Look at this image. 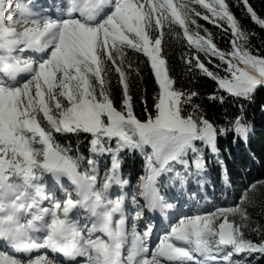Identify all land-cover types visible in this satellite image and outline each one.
<instances>
[{
    "label": "snow or ice",
    "instance_id": "obj_1",
    "mask_svg": "<svg viewBox=\"0 0 264 264\" xmlns=\"http://www.w3.org/2000/svg\"><path fill=\"white\" fill-rule=\"evenodd\" d=\"M237 4L264 29L249 0ZM196 18L230 32L231 49H218L207 29L206 36L191 32L189 24L201 28ZM165 24L169 31L179 26L177 38L209 64L219 61L215 67L224 75L199 55L185 61L189 72L211 78L219 92L249 99L264 88V53L250 50L254 34L242 27L228 0H67L55 18L33 0H0V264H54L46 253L32 255L42 249L62 254L68 264L78 258L80 264H249L255 254L264 256V227L252 229L259 240L246 236L249 209L256 206L248 192L238 204L180 216L150 247L157 224L148 214L165 215L175 207L162 194L161 177L181 188L189 179L202 182L204 149L217 153L218 135L229 131L193 103L197 92L174 87L163 55ZM126 49L147 58L159 86L153 110L145 104L141 118L129 91V74L139 76V69L126 60ZM111 72L121 87L119 108ZM208 98L225 102L223 94ZM229 123L247 137L242 116ZM58 136L85 137L91 157L73 154ZM137 151L144 157L138 187L113 199V186L129 185L120 156ZM105 154L111 166L101 178L96 157ZM59 190L63 198H57ZM81 211L82 219L72 218ZM241 255L244 261L236 259Z\"/></svg>",
    "mask_w": 264,
    "mask_h": 264
},
{
    "label": "trees",
    "instance_id": "obj_2",
    "mask_svg": "<svg viewBox=\"0 0 264 264\" xmlns=\"http://www.w3.org/2000/svg\"><path fill=\"white\" fill-rule=\"evenodd\" d=\"M254 10L261 18H264V0H249ZM231 10L242 27L250 33V50L253 54L264 53V29L255 24L246 12L238 6L237 0H228ZM203 13L202 9H197ZM196 25L189 24L191 32H199L200 36H206L203 29L212 33L214 43L222 51L231 49L230 32H224L209 21L196 18ZM163 55L166 59V67L169 75L175 81L174 87L184 91H194L199 95L193 98V103L200 105L207 119L217 127L223 126L229 131L217 137V153L205 148L203 152L205 168L202 173L203 180L197 183L195 179H189L181 188L168 184L167 177H161L164 185L163 193L166 198L174 200L175 195L189 198L192 203L190 207L194 210L205 211L214 210L216 207H228L240 203L245 192L254 195L255 207L249 209L252 217V224L246 232L248 239L259 240L252 229L257 225L264 227V88H258L249 99L234 98L226 93L217 90V84L211 78L193 69L189 72L185 61L191 56L199 55L212 71L224 75L221 69L215 67L219 63L214 60L208 63V58L203 53H198L195 47H189L186 39H178L176 32L182 33L179 26L174 25L169 31L167 24L163 29ZM237 43L241 41L237 40ZM183 58V59H182ZM146 57L136 53L131 49H126V60L131 62V67L139 69V76L135 72L129 74V91L132 96L133 109L138 118L145 117V104L149 111L153 110L154 98L159 91V86L155 80L150 64L146 62ZM111 80L112 95L116 106L119 108L121 99V87L118 84L117 74H108ZM215 93L223 94L225 102L211 100L208 97ZM241 106L243 109L241 110ZM191 111V108H188ZM236 116H242L243 122L249 127L246 138L239 137L229 121ZM58 142L73 149V154L83 157H91L89 144L85 137L79 139L75 136L60 137ZM203 147V146H201ZM99 165L101 178L111 166V156L105 154L96 157ZM120 173L124 179L129 180L126 190L136 191L139 179L144 175V157L140 152H123L120 156ZM182 171V169H177ZM255 186V188H253ZM113 196V195H112ZM183 202L176 205L181 207ZM236 259L244 261V255L237 256ZM249 264H264V256L255 254L248 258Z\"/></svg>",
    "mask_w": 264,
    "mask_h": 264
},
{
    "label": "rangeland",
    "instance_id": "obj_3",
    "mask_svg": "<svg viewBox=\"0 0 264 264\" xmlns=\"http://www.w3.org/2000/svg\"><path fill=\"white\" fill-rule=\"evenodd\" d=\"M177 2H178V0H177ZM21 75H24V74H21ZM119 188H120L119 186H113V189L110 190V191H111V192L113 191V192L115 193ZM123 191L126 192V191L124 190V188H123ZM113 196H114V198H115L116 196H118V193H115ZM128 202L131 203L130 199H129ZM141 203H143L142 198H141ZM130 210H131V211H129V216H131V218H133V217L135 216V208H134V206H132V207L130 208ZM185 210H188V209H185ZM170 214H173L172 209L169 210L168 213H166L165 215H161L158 211L155 212V213H149L148 215H149V218H150V219H153V221H154L156 224H158V215H160L161 218H164V217H166V215H170ZM195 214H197V213H195ZM174 215H175V214H174ZM182 215H185V213L182 212V211L179 212V215H178V216L175 215V216H176V218L174 217V218H175V222H176L177 219H178L180 216H182ZM189 215H194V214H189ZM166 218H167V217H166ZM130 225H131V226H130V230H131V228L133 227V225H132V223H131ZM135 226L137 227L138 230L143 231V227H144L143 223L136 222V225H135ZM161 233H164V232L161 230ZM159 234H160V233H159ZM152 235H153V233H152ZM152 235H151V236H152ZM164 235H165V234H162V237H163ZM150 238H151V237H150ZM154 240H156V239H154ZM156 244H157V243H156ZM156 244L151 245V247L154 249V247H155ZM44 254H45V253H42L41 255H44ZM47 256H48V255H47ZM48 258H49V256H48ZM49 259L52 260V258H49Z\"/></svg>",
    "mask_w": 264,
    "mask_h": 264
},
{
    "label": "bare ground",
    "instance_id": "obj_4",
    "mask_svg": "<svg viewBox=\"0 0 264 264\" xmlns=\"http://www.w3.org/2000/svg\"><path fill=\"white\" fill-rule=\"evenodd\" d=\"M113 197V196H112ZM178 203H180V200L179 201H177V204ZM175 205V207L173 208V210H175V212H176V214H178L179 215V212H181L182 210H185V209H189V208H191L190 206L189 207H186L184 204H181V207H179V206H177L176 205V203L174 204ZM183 208H185V209H183ZM175 213L173 212V214H170V217L173 219L174 217H175V215H174ZM167 217V218H166ZM166 217H164V218H161L160 217V215H158V221H161V220H164V219H168V216H166ZM168 221V220H167ZM169 227V226H168ZM161 231H158V234L160 233ZM161 234V233H160ZM163 234H166V231L163 233ZM162 237V234H161V236H160V238ZM155 238V237H154ZM160 238H157L151 245H153V244H156V243H159V239ZM151 245H150V247H151ZM50 258V257H49ZM52 258V257H51ZM53 260V262H54V264H62L61 262H56L54 259H52ZM64 264V263H63Z\"/></svg>",
    "mask_w": 264,
    "mask_h": 264
}]
</instances>
